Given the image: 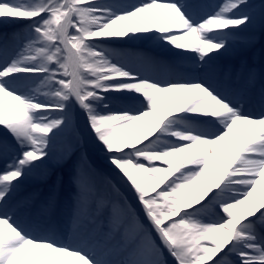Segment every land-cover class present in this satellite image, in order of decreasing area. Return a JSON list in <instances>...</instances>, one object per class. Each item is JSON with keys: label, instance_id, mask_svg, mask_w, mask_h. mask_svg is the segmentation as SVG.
Returning <instances> with one entry per match:
<instances>
[{"label": "snow or ice", "instance_id": "6c2138e0", "mask_svg": "<svg viewBox=\"0 0 264 264\" xmlns=\"http://www.w3.org/2000/svg\"><path fill=\"white\" fill-rule=\"evenodd\" d=\"M206 7L0 0V264H264V0Z\"/></svg>", "mask_w": 264, "mask_h": 264}, {"label": "rangeland", "instance_id": "374dc122", "mask_svg": "<svg viewBox=\"0 0 264 264\" xmlns=\"http://www.w3.org/2000/svg\"><path fill=\"white\" fill-rule=\"evenodd\" d=\"M221 2H222V0H218L217 5H219ZM4 22L8 23V21H4ZM246 35L250 36L251 39L247 40L245 42H240V43L235 44L233 46V51L230 52L228 55L221 58L222 63L227 64V65H229V63H232L231 66L233 68L236 66L240 67L242 62L248 63V65L254 66V67L259 66V64H260L259 56L261 55V53H260V49L258 46H260V45L264 46V29H261L259 26H256L255 28L251 29L250 32ZM259 38H261V39L259 40ZM137 43L139 45V42H137ZM87 149L91 153L94 154L93 155L94 157H88V159L97 167H102L100 164H98V162H96L94 160V158L102 159L99 152L92 149L90 146L87 147ZM77 155H79V153H77ZM75 159H76V157L74 156L73 160H75ZM53 169H54V172L56 174L65 175V176L67 174V168L66 167L61 169V168H56L53 165ZM54 178H55V176H53V179ZM41 185H42V183H40L38 181L30 180L25 187L28 190H31L34 187L39 188V189H46V187L45 188L40 187Z\"/></svg>", "mask_w": 264, "mask_h": 264}, {"label": "bare ground", "instance_id": "6f19581e", "mask_svg": "<svg viewBox=\"0 0 264 264\" xmlns=\"http://www.w3.org/2000/svg\"><path fill=\"white\" fill-rule=\"evenodd\" d=\"M134 2H136V0H132ZM8 25H11L9 22H3V24L0 25V27H3V26H8ZM135 44H137V42H134Z\"/></svg>", "mask_w": 264, "mask_h": 264}]
</instances>
